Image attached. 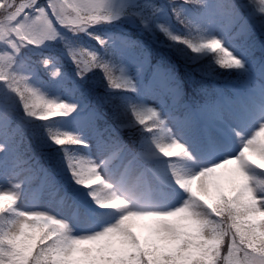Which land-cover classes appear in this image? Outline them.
<instances>
[{
	"label": "snow or ice",
	"instance_id": "snow-or-ice-1",
	"mask_svg": "<svg viewBox=\"0 0 264 264\" xmlns=\"http://www.w3.org/2000/svg\"><path fill=\"white\" fill-rule=\"evenodd\" d=\"M0 264H264V0H0Z\"/></svg>",
	"mask_w": 264,
	"mask_h": 264
},
{
	"label": "trees",
	"instance_id": "trees-1",
	"mask_svg": "<svg viewBox=\"0 0 264 264\" xmlns=\"http://www.w3.org/2000/svg\"><path fill=\"white\" fill-rule=\"evenodd\" d=\"M97 34L100 35L102 38H108L109 37V30L99 27L97 30ZM78 41L81 47L87 48L89 50H98L97 49V43L94 36H89L85 33L79 34ZM47 55L51 56L53 53L45 52ZM54 55V54H53ZM60 69L62 70V75L59 78V82H62L65 78V75L70 76V64L63 59L60 64ZM43 75V73H41ZM44 77V76H43ZM73 80H76L75 76H71ZM78 82V81H77ZM64 127H70V125H62Z\"/></svg>",
	"mask_w": 264,
	"mask_h": 264
},
{
	"label": "rangeland",
	"instance_id": "rangeland-1",
	"mask_svg": "<svg viewBox=\"0 0 264 264\" xmlns=\"http://www.w3.org/2000/svg\"><path fill=\"white\" fill-rule=\"evenodd\" d=\"M68 35L71 36L70 33ZM76 38H77V36L72 37L71 40L68 41L67 43L73 48H80L79 44L77 43L78 39H76ZM46 50L54 52V53L59 52L58 55L64 57L69 63H71V60H70V58H69V56L67 54L66 47L60 45L59 42L57 43V45H55L53 47H50V48H48ZM60 61H61L60 57H56V58L54 57L52 66L54 68H56V67L60 68L59 67L60 66Z\"/></svg>",
	"mask_w": 264,
	"mask_h": 264
}]
</instances>
